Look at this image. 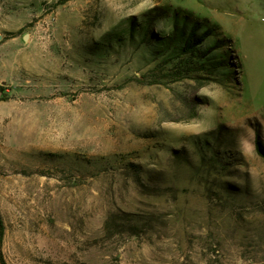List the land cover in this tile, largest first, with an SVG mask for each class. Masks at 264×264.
Listing matches in <instances>:
<instances>
[{"label":"rangeland","instance_id":"1","mask_svg":"<svg viewBox=\"0 0 264 264\" xmlns=\"http://www.w3.org/2000/svg\"><path fill=\"white\" fill-rule=\"evenodd\" d=\"M0 37V264H264V0H0Z\"/></svg>","mask_w":264,"mask_h":264},{"label":"trees","instance_id":"2","mask_svg":"<svg viewBox=\"0 0 264 264\" xmlns=\"http://www.w3.org/2000/svg\"><path fill=\"white\" fill-rule=\"evenodd\" d=\"M199 29L200 28H199L198 24L194 23L189 34H188V36H187V38H186V40H185L184 48L182 50L183 53L188 54V53L193 52L196 49V47L198 45H200L209 36V34L204 33V34L200 35L198 37V39H196L197 38V32Z\"/></svg>","mask_w":264,"mask_h":264},{"label":"water","instance_id":"3","mask_svg":"<svg viewBox=\"0 0 264 264\" xmlns=\"http://www.w3.org/2000/svg\"><path fill=\"white\" fill-rule=\"evenodd\" d=\"M24 38H26V36H24ZM0 39H1V37H0Z\"/></svg>","mask_w":264,"mask_h":264}]
</instances>
